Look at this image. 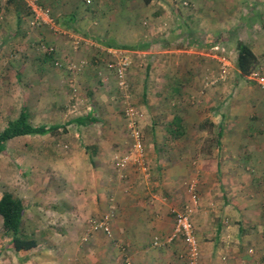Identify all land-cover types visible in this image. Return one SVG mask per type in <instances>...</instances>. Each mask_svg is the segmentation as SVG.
I'll list each match as a JSON object with an SVG mask.
<instances>
[{
  "label": "rangeland",
  "instance_id": "1",
  "mask_svg": "<svg viewBox=\"0 0 264 264\" xmlns=\"http://www.w3.org/2000/svg\"><path fill=\"white\" fill-rule=\"evenodd\" d=\"M33 1H5V5L8 2L20 9L22 22L17 33L0 34V132L9 121L17 119L23 109L28 110L30 121L36 126L65 125L94 112L102 124L88 128L72 124L67 134L11 140L7 150L0 154V196L4 191L13 192L17 197H27L26 201L32 205L27 195L30 192L42 194L46 190L44 184L67 185V179L63 178L67 177V172L58 174L61 168L73 169L74 163L79 173H95L102 178L107 205L113 197L108 193L110 188L120 186L128 196L135 186L142 191L146 183L157 184L159 178L165 177L168 174L166 168H170L173 161L174 173L180 175L182 185L191 178L197 182L201 178L209 180L206 174L217 179V164L206 163L205 159L216 155L219 137L214 127L206 131L204 124L213 118L210 116L213 108L219 115L217 122L225 120L226 125L234 124L230 111L233 100L237 105L238 96L246 94L248 89L253 99L256 91L263 90L253 79L239 75L236 49L237 43L242 41L256 50L260 58L258 67L263 68L261 73L264 74V0H40L39 4L51 13L55 29L42 23L34 28L29 26V5H33ZM72 14L76 19L69 22ZM5 23L7 28L15 29L17 21L7 18ZM229 30L233 33L223 40V34L227 35ZM198 34L201 36L196 39ZM210 38L216 44L208 47L206 43ZM196 40L200 42L197 47ZM100 41L114 42L119 48H107ZM41 43L53 47L55 53L49 56L40 52L38 46ZM141 45L151 47L124 49ZM213 46H223L226 51H214ZM224 57L229 64V78L224 84L208 87L204 82L207 78L203 80L198 76L196 83H187L183 90L180 88L178 99L171 96L176 94L175 78L179 72L187 76L188 72L199 75L201 67L198 64L208 60L215 72L212 79L216 80L222 72ZM175 58L183 62L176 64ZM122 64H127L124 88L117 71ZM196 75L193 77L197 78ZM193 77H188L187 82ZM144 85L148 88L147 100L142 96ZM234 87L238 89L236 92ZM232 92L236 95L234 99L230 97ZM164 94L169 98L162 97ZM227 100L228 105L225 104ZM130 107L136 109L140 120L137 125L144 136L142 164L146 170L134 166L133 157L123 162L132 148L125 114ZM173 116L183 120L189 131L187 136L175 139L168 133L166 126L174 121ZM222 116L225 118L221 119ZM167 140L174 144L164 148ZM85 151L91 154L90 160ZM228 152L231 154L227 157L243 158L246 153ZM82 163H86V170ZM236 166L244 174L255 173L253 165L221 167L229 172ZM218 179L221 181V176ZM86 186L94 190V185ZM93 194H87V199L93 200ZM57 199L53 194L51 200ZM72 203H66L68 209L77 210L73 200ZM49 206L44 211L41 206L36 207L39 220H31L28 228L43 231L51 227L57 234H63L62 226L71 222L69 214L61 217L54 212L53 205ZM259 208V218L264 221V200L260 201ZM108 210L106 207L97 215L95 212L76 214L82 226L80 230L72 231L83 247L91 244L95 234L99 233L91 229L92 221L105 216ZM52 220L54 223H50ZM85 237L87 241L82 239ZM41 242L39 247H47V241ZM0 246L1 251L12 252L1 217ZM89 250L92 251L90 245L85 252ZM72 262L79 264L73 258Z\"/></svg>",
  "mask_w": 264,
  "mask_h": 264
},
{
  "label": "crops",
  "instance_id": "2",
  "mask_svg": "<svg viewBox=\"0 0 264 264\" xmlns=\"http://www.w3.org/2000/svg\"><path fill=\"white\" fill-rule=\"evenodd\" d=\"M5 1L0 0V34L2 36L10 32L17 33L22 22L20 9L8 2L5 5ZM72 16L76 19L73 14L70 18ZM7 18L9 21H17L15 29L10 26L11 29L6 27L5 20ZM141 46L151 47V45ZM254 52L258 56L256 50ZM174 60L176 64L183 62L182 59L175 58ZM258 60L260 61L259 56ZM208 62L205 60L202 64H198L201 67L199 75L188 72L189 75L187 76L185 73L179 72L175 78L176 94L173 93L171 96L174 98L178 96V93L184 89L183 86H186L187 83H196L198 76L203 77V80L207 78L204 82L208 84V87L224 84L229 77L225 81H218L219 77L216 80L212 79L215 72L213 65ZM259 69L261 71L263 68L257 66L254 72ZM194 75L197 78L193 77ZM188 77L194 79L187 82ZM236 89L237 87H234V92ZM147 90V86L144 85L142 89L144 100L149 99ZM251 93L248 89L246 94H240L237 105L236 100H233L234 103L230 111L234 124L226 125L225 120L222 123L217 122L219 115L213 111L214 108L210 114L213 117L211 120L215 124L214 131L217 135L221 132V137L218 136L220 138L218 139L219 145L216 155L205 159V161L209 164L216 163L219 174L217 179L211 174H206L209 180L201 178V181L198 180L197 182L200 205L196 209L194 221L201 247V264L264 263V223H262L264 221L259 218L260 201L264 200V89L256 91L255 99L251 98ZM230 94L232 95L230 96L231 99H234L236 95L233 96V92ZM164 95L162 97L169 98L166 97V94ZM180 98L178 103H180ZM229 100L225 102L226 105L230 103ZM223 118L225 116H222L221 119ZM168 141H164V148H167L168 144H174L168 143ZM176 145L178 146L179 143ZM155 146L154 144L153 147ZM228 150H233L239 155L246 153L244 158L241 156L227 157L228 154H231V152L227 153ZM85 153L90 160L91 154L86 151ZM178 163L180 162L178 161ZM173 164L174 161L170 168H166L168 174L162 179L159 178L157 184L146 183L144 185L146 189L143 186L142 191L136 189L135 186L129 190V196L126 194V190L120 189V186H113L108 192L113 195V197L110 196L111 203L109 205H107L105 189L102 188L100 176L95 173H79L75 168L76 163H74L73 169L62 166L64 170L61 168L58 175L67 172V177H63L65 180L67 179V185H55L54 187L44 184L46 190L44 189L42 194L30 192L27 195L33 202L32 205L26 201L27 197H18L24 201L27 207L25 219L28 223L31 220H39L37 215L40 213L37 212V206H41L42 211H44V208L50 207L49 205H53L54 212L61 217L69 214L68 220L71 222L67 221L68 223L65 225H61L63 234L55 233L52 235L45 243L47 246L45 248L37 247L29 251L6 253L1 251L2 246H0V264H72V258L79 264H127L126 260L131 264H185L181 257L185 250L183 240H177L161 247H155L153 244L156 237L165 239L171 234L175 225L176 214L182 210L184 203L189 201V184L196 180L191 178L190 182L182 185L180 175L174 173L176 167ZM180 165L182 164L180 163ZM223 165H231V167L234 165H253L255 166V173L252 175L244 174L238 166L235 170L225 172L224 168L221 167ZM82 166L86 170V163H82ZM202 174L201 171L200 177ZM219 176L222 178L221 181L218 179ZM207 181L210 182L206 184ZM248 181L251 182L248 183ZM87 184L90 187L94 185V190L88 189ZM51 194L57 195L58 199L52 201ZM87 194L95 195L93 200H88ZM72 200L77 208L75 211H70L67 206V204H73ZM60 201H63L61 205L58 204ZM89 201H92L90 205L87 204ZM106 207L107 210L109 209L106 213L111 215L112 234L108 237L102 232L96 233L91 244H89L92 251L85 252L89 245L83 247L80 239L72 231H77L82 226V221L76 217V214L95 212L97 215L102 213ZM47 212L49 213V211ZM50 223H54L53 220ZM247 228L250 231H247ZM79 244L81 245L80 248H78Z\"/></svg>",
  "mask_w": 264,
  "mask_h": 264
},
{
  "label": "trees",
  "instance_id": "3",
  "mask_svg": "<svg viewBox=\"0 0 264 264\" xmlns=\"http://www.w3.org/2000/svg\"><path fill=\"white\" fill-rule=\"evenodd\" d=\"M30 13H32L31 9ZM73 21H75V17L72 16L69 19V22ZM29 26L32 28L31 25ZM232 33L233 30H229L227 35L223 34L224 38L222 39H228L230 34ZM200 36L201 35L196 37V39H199ZM100 43L107 48H119L117 45H115L114 42L100 41ZM195 43H197L195 44L196 47L200 44V42H197V40ZM213 44H216V42L213 41V38L207 40L206 45L208 47H211ZM144 48L145 47L143 46H139V48L124 47V49L126 50H141ZM236 50V66L239 75L243 78L250 77V75L254 72L259 64L257 55L255 54L252 47L249 46V44L242 41H239L237 43ZM72 124H76L79 127L88 128L96 124H102V120L94 112V114H87L86 116L76 118L65 125L49 126L43 124L36 126L30 121L28 110L23 109L18 118L9 121L5 128L0 132V154H3L7 150L8 143L11 140L26 136H59L62 134H67L69 132L68 127ZM204 125L207 126V128H205L206 131L214 127V123L212 120L206 121ZM187 132L188 129L185 127V125L183 124V120L180 117H175L174 121L168 127V133L175 139L184 137ZM218 136L221 137V132ZM26 212L27 207L24 204V201L21 198L17 197L13 192L4 191L1 194L0 217L3 221L5 233L7 234V236H9V249H11V251L21 252L35 249L42 244L41 241H48L49 238L56 233L55 230H53L51 227H48L47 230L43 231H38V228L36 227L28 228V226L31 225V222L28 223L25 219ZM45 228H47V226ZM37 231L38 233H36ZM39 233L40 235H38Z\"/></svg>",
  "mask_w": 264,
  "mask_h": 264
},
{
  "label": "built area",
  "instance_id": "4",
  "mask_svg": "<svg viewBox=\"0 0 264 264\" xmlns=\"http://www.w3.org/2000/svg\"><path fill=\"white\" fill-rule=\"evenodd\" d=\"M40 0H34L33 5H29L31 12L29 18V24L34 28L37 27L38 24L42 23L49 28L55 29L56 23L52 18L51 13L44 9V7L39 4ZM38 50L40 52L47 53L48 55H53L55 50L51 46H47L45 44H40L38 46ZM214 51L225 52L226 49L223 46H217L213 48ZM227 58L224 57L222 61V72L220 74L218 81H225L228 77V66L229 64L226 61ZM57 65H59L57 63ZM114 67V65H112ZM119 74V79L121 81L120 85H127V64H122L117 69ZM257 84L264 89V74L261 73L260 69L255 71L251 77ZM121 88V89H122ZM127 88V87H126ZM127 120L129 121L128 129L132 138V148L131 154L127 156L123 162H128L133 157V161L135 163L134 166L146 170L144 164H142L143 156L145 155V144H144V136L142 133V129L139 126L140 120L138 119V113L135 108L130 107L125 111ZM139 124V125H137ZM124 166V163L123 165ZM189 192L190 198L189 201L184 205L181 211L176 214L175 225L171 234H169L165 239L155 238L153 240V244L155 247H161L166 244H172L177 240H183L185 243V250L182 253V259L185 264H201V247L198 237L196 235V226L194 221V215L196 209L200 205V196L198 193V183L196 180H193L189 184ZM91 229L95 232H102L106 236L110 237L112 234L111 230V215L107 214L99 219H95L92 221ZM84 237V236H83ZM84 241H87V237L82 238ZM224 261L226 262L225 258ZM127 264L128 261L126 260ZM227 264V262H226ZM264 264V263H263Z\"/></svg>",
  "mask_w": 264,
  "mask_h": 264
}]
</instances>
